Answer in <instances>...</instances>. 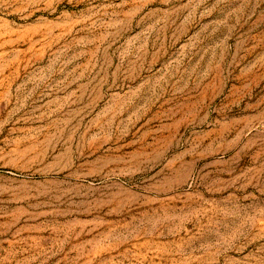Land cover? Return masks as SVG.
<instances>
[{
    "label": "rangeland",
    "instance_id": "374dc122",
    "mask_svg": "<svg viewBox=\"0 0 264 264\" xmlns=\"http://www.w3.org/2000/svg\"><path fill=\"white\" fill-rule=\"evenodd\" d=\"M0 264H264V0H0Z\"/></svg>",
    "mask_w": 264,
    "mask_h": 264
}]
</instances>
